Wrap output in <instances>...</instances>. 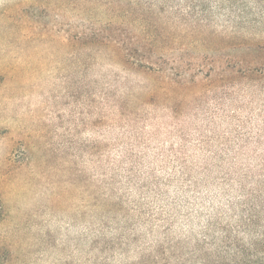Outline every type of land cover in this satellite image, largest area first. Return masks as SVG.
<instances>
[{"label":"rangeland","instance_id":"obj_1","mask_svg":"<svg viewBox=\"0 0 264 264\" xmlns=\"http://www.w3.org/2000/svg\"><path fill=\"white\" fill-rule=\"evenodd\" d=\"M0 264H264V0H0Z\"/></svg>","mask_w":264,"mask_h":264},{"label":"trees","instance_id":"obj_2","mask_svg":"<svg viewBox=\"0 0 264 264\" xmlns=\"http://www.w3.org/2000/svg\"><path fill=\"white\" fill-rule=\"evenodd\" d=\"M123 35V34H122Z\"/></svg>","mask_w":264,"mask_h":264}]
</instances>
